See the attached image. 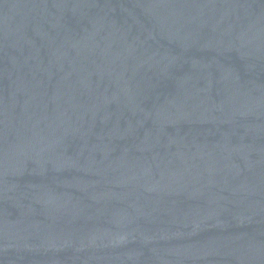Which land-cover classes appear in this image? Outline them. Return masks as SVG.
I'll list each match as a JSON object with an SVG mask.
<instances>
[{
	"label": "water",
	"instance_id": "water-1",
	"mask_svg": "<svg viewBox=\"0 0 264 264\" xmlns=\"http://www.w3.org/2000/svg\"><path fill=\"white\" fill-rule=\"evenodd\" d=\"M0 264H264V0H0Z\"/></svg>",
	"mask_w": 264,
	"mask_h": 264
}]
</instances>
